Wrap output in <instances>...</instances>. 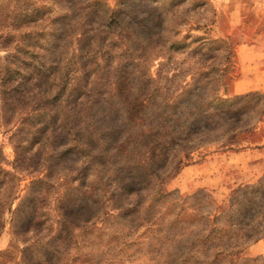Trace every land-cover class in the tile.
Returning <instances> with one entry per match:
<instances>
[{
	"label": "rangeland",
	"instance_id": "obj_1",
	"mask_svg": "<svg viewBox=\"0 0 264 264\" xmlns=\"http://www.w3.org/2000/svg\"><path fill=\"white\" fill-rule=\"evenodd\" d=\"M264 0H0V264H264Z\"/></svg>",
	"mask_w": 264,
	"mask_h": 264
},
{
	"label": "crops",
	"instance_id": "obj_2",
	"mask_svg": "<svg viewBox=\"0 0 264 264\" xmlns=\"http://www.w3.org/2000/svg\"><path fill=\"white\" fill-rule=\"evenodd\" d=\"M251 48L254 54L256 55L257 66L259 68L258 77L260 80V84L258 87L264 98V30L258 32L257 42L251 44ZM257 123H258L257 128L261 129L263 134L259 146H255L254 149L259 151L258 160L261 163V167L264 170V106L261 110L259 120ZM249 249L253 253H261L264 255V232L259 238H257L251 243Z\"/></svg>",
	"mask_w": 264,
	"mask_h": 264
},
{
	"label": "trees",
	"instance_id": "obj_3",
	"mask_svg": "<svg viewBox=\"0 0 264 264\" xmlns=\"http://www.w3.org/2000/svg\"><path fill=\"white\" fill-rule=\"evenodd\" d=\"M260 95H261V98H262V107H261V110H262V108H263V106H264V98H263L262 93H260ZM261 110H260V113H261ZM259 116H260V115H259Z\"/></svg>",
	"mask_w": 264,
	"mask_h": 264
}]
</instances>
